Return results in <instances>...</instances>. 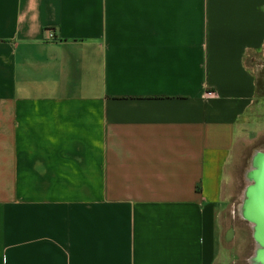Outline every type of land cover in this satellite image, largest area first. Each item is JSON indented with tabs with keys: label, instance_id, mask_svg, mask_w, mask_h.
Instances as JSON below:
<instances>
[{
	"label": "crops",
	"instance_id": "obj_1",
	"mask_svg": "<svg viewBox=\"0 0 264 264\" xmlns=\"http://www.w3.org/2000/svg\"><path fill=\"white\" fill-rule=\"evenodd\" d=\"M262 112L264 0H0V264H226Z\"/></svg>",
	"mask_w": 264,
	"mask_h": 264
},
{
	"label": "rangeland",
	"instance_id": "obj_2",
	"mask_svg": "<svg viewBox=\"0 0 264 264\" xmlns=\"http://www.w3.org/2000/svg\"><path fill=\"white\" fill-rule=\"evenodd\" d=\"M246 132V140L238 144L226 168V183L223 187L222 224L225 230L232 229L234 232L231 240L222 243L226 264H248L253 249L247 222L240 220L239 214L251 159L257 151H264V112Z\"/></svg>",
	"mask_w": 264,
	"mask_h": 264
},
{
	"label": "water",
	"instance_id": "obj_3",
	"mask_svg": "<svg viewBox=\"0 0 264 264\" xmlns=\"http://www.w3.org/2000/svg\"><path fill=\"white\" fill-rule=\"evenodd\" d=\"M250 167L254 168L249 170L252 182L245 189L244 196L247 198L241 207V213L252 223L254 239L264 247V151L253 155ZM259 258L264 260V250Z\"/></svg>",
	"mask_w": 264,
	"mask_h": 264
},
{
	"label": "bare ground",
	"instance_id": "obj_4",
	"mask_svg": "<svg viewBox=\"0 0 264 264\" xmlns=\"http://www.w3.org/2000/svg\"><path fill=\"white\" fill-rule=\"evenodd\" d=\"M257 154V153H256ZM255 155V154H254ZM251 168V167H250ZM252 169H254V168H251L250 169V171L252 170ZM249 172V171H248ZM247 172V173H248ZM251 172H249L248 174H246V181L248 182L247 184L249 185V184H251V182H252V175H250L249 176V174H250ZM243 198H245V197H243ZM247 198V197H246ZM245 198V199H246ZM245 202V201H244ZM258 248V247H257ZM256 251H258V249H256ZM258 253V252H257ZM255 254V262H256V264H264V261L262 262L257 256H258V254Z\"/></svg>",
	"mask_w": 264,
	"mask_h": 264
}]
</instances>
